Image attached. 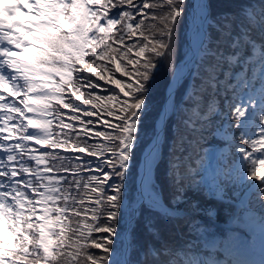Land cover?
<instances>
[{"label": "snow or ice", "instance_id": "1", "mask_svg": "<svg viewBox=\"0 0 264 264\" xmlns=\"http://www.w3.org/2000/svg\"><path fill=\"white\" fill-rule=\"evenodd\" d=\"M186 2L0 0V264H256L183 259L166 243L141 249L135 231L142 222L159 240L158 221L175 220L181 203L192 215L174 227L198 230V217L211 216L187 198L193 170L185 153L214 135V117L232 157L247 162L244 175L264 193V0L242 18L198 6L193 76L200 83L175 129L171 194L165 203L150 177L142 182L127 229L138 258H113L150 84L160 59L172 55ZM236 68L252 78L238 72L233 84ZM156 155L153 143L149 171Z\"/></svg>", "mask_w": 264, "mask_h": 264}, {"label": "rangeland", "instance_id": "2", "mask_svg": "<svg viewBox=\"0 0 264 264\" xmlns=\"http://www.w3.org/2000/svg\"><path fill=\"white\" fill-rule=\"evenodd\" d=\"M186 26H187V23L185 24V28H186ZM185 89H186V86H184L182 89L183 93H184ZM180 118H182L184 120L185 115L182 114L180 116ZM171 119H172V122L175 125V129H176L177 125L180 124L181 121L179 119L174 120V114L171 115ZM214 119L216 121V123L213 127L214 135L206 134L205 139L200 140L199 146L197 147V150L195 153L197 156H195L194 158H192L190 155L188 156V150L185 153V156L189 157V159L185 160L186 164H190V163H192L198 159L197 163L191 167L193 171L190 175L186 176L185 182H188L189 184H191V189H193V190H200V189L204 190V192L206 193V195L208 197V200H209V194H208L209 190L206 188V186H208V184L213 179L216 180V183L214 181H212V183H211V188H213L212 193L215 192V194H216V192L219 191V189L225 190V191H228V189H235L236 190V188H234V186L232 184L224 181V177L228 172V169H227V167L224 166V163L227 162L226 156H227V160H229V153L231 155L232 150H231V147L229 144V140L226 139V137H225L224 129L217 130V128L220 124V119L215 118V117H214ZM175 129L172 133V138L170 140H166V138L163 139L164 140V145H163L164 151L160 150V146L158 147L156 158L153 161L152 166H151L154 169L155 168L160 169V171L158 173L160 175V177H162L166 173H169L170 161H172V159H173V156L171 153H172V146H173V142H174V138H175V135H174ZM181 129H182V127H181ZM203 145H206V146H203ZM192 150H194V149L192 148ZM230 150H231V152H230ZM162 153H163V155L161 157ZM240 164L241 163H239L236 166V168L241 169L240 178L242 180V177H243L246 170L244 167H241ZM202 165H204V166H202ZM202 173H206V176L208 177V179L204 180L203 182L200 183V176ZM168 186H170V183ZM188 192H187V194H188ZM247 192H246V195L248 194ZM203 201L205 202V200H203ZM131 208H132V206H131ZM248 213L251 214V212H248ZM253 216H255V215H253ZM256 217L261 220V215H258V216L256 215ZM129 218H131V214H130ZM119 240H121V238H119L118 242L116 243L119 247V254H117V252H118V250H117L116 252H114L113 258L120 260L122 258L123 252H122V248H121V244H120ZM129 249H130V246H127V251H129ZM131 252L132 251L130 250L129 253H131Z\"/></svg>", "mask_w": 264, "mask_h": 264}, {"label": "trees", "instance_id": "3", "mask_svg": "<svg viewBox=\"0 0 264 264\" xmlns=\"http://www.w3.org/2000/svg\"><path fill=\"white\" fill-rule=\"evenodd\" d=\"M241 0H208V4L211 5V15L216 17L220 13H235L234 11L239 8ZM258 2V1H257ZM260 6V3H259ZM190 1L186 2V12L182 19V21L178 24L176 31L173 36V49L171 56H165L160 59L159 66L155 72L154 80L150 84V93L148 94V103L149 108L146 115L143 118V123L141 125L140 139L138 141V145L136 147L135 153L138 156L139 152L142 150L143 146L146 144L148 139L152 136L154 122L156 120L157 115L159 114L160 107L164 98V91L168 83L169 76L175 67L178 64L185 54V44H186V28L185 24L187 23V17L189 15L190 9ZM187 27V26H186ZM215 36L216 34L213 33ZM223 95V93H221ZM134 160V159H133ZM137 161V158L134 160ZM135 165L131 167V171L134 173ZM187 184V182H186ZM232 189L228 190V193H232ZM191 193V192H190ZM194 196V195H193ZM192 197L187 196L189 201H194ZM207 202L201 200L203 206L205 203H209L208 199H204ZM207 206L216 207L218 204L213 201ZM220 206V205H219ZM179 207H183L188 209L186 204L181 203ZM261 211L264 214V208ZM144 230L142 231V235L144 234ZM147 235V234H146ZM166 236V235H164ZM156 241V240H154ZM95 251V250H94Z\"/></svg>", "mask_w": 264, "mask_h": 264}, {"label": "bare ground", "instance_id": "4", "mask_svg": "<svg viewBox=\"0 0 264 264\" xmlns=\"http://www.w3.org/2000/svg\"><path fill=\"white\" fill-rule=\"evenodd\" d=\"M260 2L261 0H241L240 3H244L245 5L248 6L249 8V12L252 13L253 15H256L261 6L258 5H254V2ZM192 2V9L190 12V16H189V25H188V43H189V47H190V51L193 50V42H194V31H193V26H192V21H193V17L197 14L198 12V6L200 4H205V0H191ZM234 14H237L238 16L240 15V10L239 8L237 10L234 11ZM193 60V56H192V52H189L186 59L183 61V63L177 67V69L174 71L172 77H171V82L168 86V92L169 95L167 97L166 100V104L165 106L169 109L170 108V104L172 101V95H171V91L173 90L174 86L176 85V83L178 82V80L180 79V77L186 73L187 69H188V65H190L192 63ZM153 143H155V141H153L151 143V145L147 148V150L144 153L143 159H141V163L139 166V173H138V179H137V183L140 186H142V182L145 181L146 179H148L150 177V171L148 169V166L146 164V156L148 155ZM159 142L156 144L158 146ZM167 191H171V189H168ZM171 192L169 193L170 196ZM194 201L199 203V206L203 205L201 203L202 200V196L201 195H197V196H193ZM187 212H189V210H186ZM190 213V212H189ZM192 214V213H191ZM213 217H217L214 213H211V216L208 215H200L198 217V221H202L203 219H208V218H213ZM255 221H257L256 218H253ZM181 221L177 222V224H179ZM206 226H210V224L208 222H203ZM178 228H182L181 226H177ZM229 234H226V238L227 240L229 239ZM177 237L175 235V233H170L166 236L165 238V243L170 246V249L172 250L171 255H173L176 247H177ZM221 247L219 245H217V249H220Z\"/></svg>", "mask_w": 264, "mask_h": 264}]
</instances>
